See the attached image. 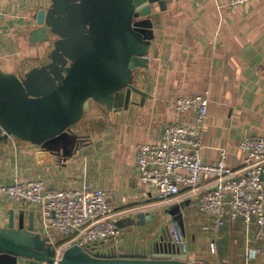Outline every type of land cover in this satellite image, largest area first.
I'll return each instance as SVG.
<instances>
[{
    "label": "crops",
    "instance_id": "crops-1",
    "mask_svg": "<svg viewBox=\"0 0 264 264\" xmlns=\"http://www.w3.org/2000/svg\"><path fill=\"white\" fill-rule=\"evenodd\" d=\"M230 2L154 3L146 18L148 67L134 74L145 96L131 93L128 102L114 110L90 101L82 120L53 142L35 145L11 138L1 143L0 185L9 186L19 177L43 181L56 191L89 186L109 192L121 234L101 243L102 249L157 252L171 247L198 264H264V233L255 220L247 224L227 216L215 229L216 218L202 210L198 195L185 191L161 204L156 189L140 182L136 163L138 147L159 144L166 126L195 125L196 111L175 109L181 96L207 95L210 100L201 152L206 165H216L224 152L228 168L239 171L244 162L241 140L264 137V0ZM47 6V0H0L3 72L15 73L24 62L45 57L48 44L33 46L29 39L37 27V9ZM0 207L5 219L12 209L17 216L24 211L26 225L34 212L35 231L42 232L37 206L1 196ZM150 213L154 220L139 224V215ZM178 214L182 226L174 220ZM171 225L179 228L181 245L166 236ZM54 242L56 248L65 243L59 235Z\"/></svg>",
    "mask_w": 264,
    "mask_h": 264
},
{
    "label": "water",
    "instance_id": "water-1",
    "mask_svg": "<svg viewBox=\"0 0 264 264\" xmlns=\"http://www.w3.org/2000/svg\"><path fill=\"white\" fill-rule=\"evenodd\" d=\"M37 9L33 46L48 44L41 61L24 62L15 73L0 69V144L11 138L43 145L78 124L90 101L119 109L131 93L145 96L134 81L148 67L146 18L163 0H47ZM263 180V176H262ZM34 212L5 219L0 207V264H54L48 237L35 231ZM141 223L155 218L140 214ZM182 226V215L174 216ZM168 227H166V230ZM167 236V233H166ZM58 264H198L183 250L133 251L115 257L71 246Z\"/></svg>",
    "mask_w": 264,
    "mask_h": 264
},
{
    "label": "built area",
    "instance_id": "built-area-1",
    "mask_svg": "<svg viewBox=\"0 0 264 264\" xmlns=\"http://www.w3.org/2000/svg\"><path fill=\"white\" fill-rule=\"evenodd\" d=\"M249 1L231 0L230 4ZM209 104L207 95L176 99V111H196V123L194 126L180 122L170 124L165 127L159 144L138 147L136 163L140 182L156 189L161 204L175 201L183 191L198 195L202 210L216 218L215 229L222 226L228 216L232 220L242 218L247 224L255 220L264 233V137L241 140L239 148L244 162L239 171L228 168L224 152L216 165L204 164L202 139ZM1 196L39 208L40 229L55 250L54 264H58L65 248L74 245L105 257L130 252L117 247H100L101 243L115 240L121 234L114 223L116 207L105 190L86 186L80 190L56 191L43 181H22L15 177L13 184L0 185ZM166 233L173 244L183 243L176 225L169 226ZM54 235L64 239L61 248H56ZM211 249L215 250V246L211 245Z\"/></svg>",
    "mask_w": 264,
    "mask_h": 264
}]
</instances>
